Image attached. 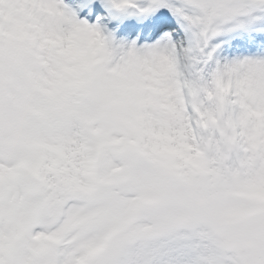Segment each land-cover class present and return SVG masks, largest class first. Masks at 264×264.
I'll use <instances>...</instances> for the list:
<instances>
[{
  "label": "snow or ice",
  "instance_id": "obj_1",
  "mask_svg": "<svg viewBox=\"0 0 264 264\" xmlns=\"http://www.w3.org/2000/svg\"><path fill=\"white\" fill-rule=\"evenodd\" d=\"M0 264H264V0H0Z\"/></svg>",
  "mask_w": 264,
  "mask_h": 264
}]
</instances>
